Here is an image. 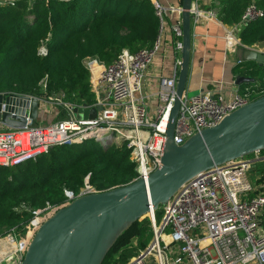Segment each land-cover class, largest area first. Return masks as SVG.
<instances>
[{"label": "built area", "instance_id": "built-area-1", "mask_svg": "<svg viewBox=\"0 0 264 264\" xmlns=\"http://www.w3.org/2000/svg\"><path fill=\"white\" fill-rule=\"evenodd\" d=\"M18 1L21 0H0V6L14 5ZM149 1L159 21V34L151 48L136 53L122 50L110 65L96 58L83 61L95 96L93 105L75 107L65 101L64 94L48 96L45 81L40 89H43L44 96L0 93V114L8 113L12 108L9 112L11 120L25 118L24 127L19 128L8 127L0 121V128L8 129L0 132V166L26 164L47 154L54 146L80 145L88 141L108 145L126 142L130 161L135 164L136 177L132 182L140 178L146 182L160 164L169 114L176 98L182 50L179 20L171 27L176 54L173 75L159 80L156 93L145 95L143 81L161 49L160 37L165 17L175 11L181 15L180 8H165L155 0ZM199 4L200 0H192L191 27L202 20L216 19L211 9L203 10ZM260 16L262 11L255 7L252 0L240 22L226 30L228 51L249 49L240 44L238 33L244 25ZM39 54H47L45 44ZM240 62L242 60L237 63ZM238 88L235 85L229 91L219 83L193 96H189L186 90L175 122L173 143L182 145L191 136L217 126L225 117L256 99L247 91L240 93ZM34 98L39 100L38 120L44 115L55 116V105L64 108L61 112L64 111L65 118L46 126H37L30 116ZM151 100L156 103L153 111L149 106ZM96 107H100L101 111L97 112L94 120H79L73 112L74 108ZM251 155L203 171L183 184L161 207L163 215L159 222L154 212L147 216L152 239L126 264H264V176L255 186L248 180V174L255 170L256 164L264 163V153L256 151ZM95 193L99 192L86 178L77 193L65 190L64 204L47 203L45 207L33 210L30 222L41 227L73 200ZM0 245L13 249L11 254L15 264H22L29 248L21 243L16 229L0 236Z\"/></svg>", "mask_w": 264, "mask_h": 264}, {"label": "trees", "instance_id": "trees-1", "mask_svg": "<svg viewBox=\"0 0 264 264\" xmlns=\"http://www.w3.org/2000/svg\"><path fill=\"white\" fill-rule=\"evenodd\" d=\"M252 0H211L210 9L227 27L240 22ZM262 16L244 25L238 33L242 46L264 47V0H254ZM159 21L149 0H21L0 6V93L40 97L64 94L75 107L95 103L90 77L83 66L86 58L110 65L122 52L136 53L153 46ZM173 36V35H172ZM174 39V37H173ZM175 41V39H174ZM45 44L47 54L39 50ZM237 77L258 98L264 95V64L236 63ZM65 113L57 115V121ZM126 142L101 148L94 141L80 145L54 146L47 154L17 167L0 166V236L32 219V211L64 204L65 190L75 193L88 178L98 192L130 184L136 177ZM161 207L154 212L157 222ZM136 239L133 243L132 240ZM152 239L148 217L132 224L116 240L101 264H126Z\"/></svg>", "mask_w": 264, "mask_h": 264}, {"label": "water", "instance_id": "water-1", "mask_svg": "<svg viewBox=\"0 0 264 264\" xmlns=\"http://www.w3.org/2000/svg\"><path fill=\"white\" fill-rule=\"evenodd\" d=\"M191 5L192 0H181V65L159 166L146 182L140 178L126 186L87 194L58 210L37 231L22 264H101L123 232L164 206L194 176L264 150V95L234 111L217 126L191 136L182 145L173 143L175 122L188 81ZM242 61L262 65L264 53L245 49ZM248 82L252 79L237 77L234 81L237 87ZM99 111L100 107L73 109L79 120H94ZM9 112L0 114V121L8 127H24L25 118L11 120ZM30 116L38 119V98L32 99Z\"/></svg>", "mask_w": 264, "mask_h": 264}, {"label": "crops", "instance_id": "crops-1", "mask_svg": "<svg viewBox=\"0 0 264 264\" xmlns=\"http://www.w3.org/2000/svg\"><path fill=\"white\" fill-rule=\"evenodd\" d=\"M165 8H180L181 0H155ZM203 1L199 6L203 10L210 9L211 0ZM181 20L178 12L167 13L162 32L161 49L156 55L152 65L146 72L143 81V93L151 96L157 92L159 80L163 77H171L174 72V39L171 27ZM229 27L222 25L217 19L202 20L200 24L192 27L191 53L189 73L186 90L189 93L206 91L216 84H222L229 91L235 88L231 70L233 66L242 60L240 49L228 51L225 43V33ZM156 103L149 102L151 111ZM49 116H43L42 121L47 124ZM50 118V117H49ZM50 124V123H49ZM13 249L7 245H0V264H15L12 257Z\"/></svg>", "mask_w": 264, "mask_h": 264}, {"label": "rangeland", "instance_id": "rangeland-1", "mask_svg": "<svg viewBox=\"0 0 264 264\" xmlns=\"http://www.w3.org/2000/svg\"><path fill=\"white\" fill-rule=\"evenodd\" d=\"M200 5H203V1L200 2ZM254 50H257L261 53H264V47L262 46H256L253 48ZM42 90H40V94L41 96L43 95L44 96V93L42 92ZM197 92H193V93H190L189 92V96H193V95H196ZM56 104V103H55ZM55 107L57 108L56 109V115L55 116H51L49 115L48 119L46 120L47 121V124L49 123H52V122H56L55 120H57V115L59 113V111L61 112L62 109H64L63 107L59 106V105H55ZM42 109V108H41ZM40 120H36V125L37 126H46L47 124H44L43 121H42V118H39ZM60 120V118H59ZM5 131H8V129L6 128H0V132H5ZM97 143V142H95ZM101 148H104V147H108V146H112L111 144H104V143H101V142H98L97 143ZM264 153V150L262 151ZM251 155V154H250ZM248 155V156H250ZM252 156V155H251ZM264 176V163H257L256 166H255V170L253 169L249 174H248V180L250 181V183L252 185H257L258 184V181L259 179ZM147 216L143 217V218H146ZM141 218V219H143ZM40 227V226H39ZM36 224H33L32 222H29L27 223L26 225L16 229L19 231L20 233V240H21V243L24 245V247L27 249V247L29 246L34 234L36 233V231L38 230L39 228ZM133 243L136 242V239L132 240Z\"/></svg>", "mask_w": 264, "mask_h": 264}]
</instances>
